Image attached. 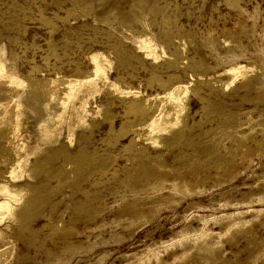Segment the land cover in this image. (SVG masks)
<instances>
[{"label": "rangeland", "instance_id": "1", "mask_svg": "<svg viewBox=\"0 0 264 264\" xmlns=\"http://www.w3.org/2000/svg\"><path fill=\"white\" fill-rule=\"evenodd\" d=\"M1 203L0 264H264V0H0Z\"/></svg>", "mask_w": 264, "mask_h": 264}, {"label": "bare ground", "instance_id": "2", "mask_svg": "<svg viewBox=\"0 0 264 264\" xmlns=\"http://www.w3.org/2000/svg\"><path fill=\"white\" fill-rule=\"evenodd\" d=\"M234 73H237V72L234 71ZM162 129H163V128H162ZM162 129H161V130H162ZM162 131H163V130H162ZM154 140H156V139H154ZM154 143H155V142H154ZM4 205H5V203H1V204H0V207H1V206H4Z\"/></svg>", "mask_w": 264, "mask_h": 264}]
</instances>
